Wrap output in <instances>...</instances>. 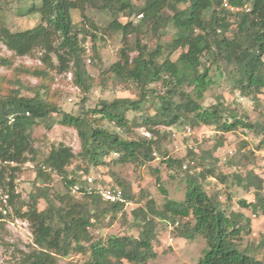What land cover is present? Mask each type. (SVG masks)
Returning <instances> with one entry per match:
<instances>
[{"label":"trees","instance_id":"16d2710c","mask_svg":"<svg viewBox=\"0 0 264 264\" xmlns=\"http://www.w3.org/2000/svg\"><path fill=\"white\" fill-rule=\"evenodd\" d=\"M24 1L29 5L20 9L18 14L38 15L40 23L19 32H11L0 23V43L14 57H26L34 50H40L44 54L41 62L48 68L50 56H55L58 72L69 73L73 83L86 91L90 88L91 79L84 69V44L87 40H102L104 35H120L118 59L109 67V72L120 82H132L139 88V98L101 101L97 105L93 113L99 114L114 128L129 132L131 124L127 114L141 111L149 97L147 86L162 82L165 78L170 83L165 93L156 97L154 115L144 121L150 137L138 135L132 140L92 123L85 115L61 113L38 94L26 97L17 90H0V163L14 164L12 167H2L0 176L4 178V174L8 173L6 200L14 208V217L28 223L32 235V245L27 252L20 253L21 264H58L59 258L66 259L71 253L85 257L83 264H148L157 257L153 249L157 220L171 224L181 222V226L174 229L179 237H200L206 241L207 248L196 264H263L239 249L238 241L244 230L242 215H227L218 199L204 191L202 182L214 175L212 167L198 173L196 178L187 175L183 202L166 200L157 210L154 202L149 200L145 203L144 211H132L135 216L142 215L138 237L109 236L105 240H93L90 230L94 223L106 217L113 220L126 207L102 201L93 188L88 192L85 183H81L74 174L70 175L67 168L77 158L87 167L105 165V160L114 154L117 155L115 164L151 163L163 138L158 130L151 127L171 128L182 121H187L193 129L216 126L226 134L240 128L254 130L261 136L260 144L264 145V124H248L234 114L231 121L226 123L223 121L226 108L222 103L205 109L198 102L212 83L210 67L200 72L203 56L212 59L213 64L220 62L224 65L244 98L255 99L263 94L264 0H228L232 7L248 9V12L237 13L223 8L222 0H145L140 6L131 0ZM180 4L186 7L180 9ZM87 6L111 14L112 20L103 27L100 38L96 34L98 28L84 14ZM165 10H169L170 14H165ZM71 11L80 13L78 23H73ZM120 16L126 19L125 23L120 21ZM142 26H146L153 35L159 31L165 34L170 26L176 31V38L165 46L157 45L149 49L141 41ZM233 26L232 35L226 36ZM131 37L135 39L133 44L130 43ZM177 51H180L178 58L172 61L170 57ZM1 65L7 67L9 63L4 59ZM38 75L46 76L41 71L33 72V76ZM183 87L191 88L192 94L186 93ZM52 114H60L58 124L76 132L80 151L75 154L64 145L52 148L36 166L34 190L28 200L19 201L14 193V175L22 165L36 162L29 129L46 121ZM220 146L222 143L217 148ZM162 162L168 167L182 165L180 161L171 159ZM87 167L84 173H87ZM52 175L60 177L64 194L48 195ZM234 179L244 189H254V201H240V206L252 208L264 217L261 179L252 171H248L245 177L234 174ZM156 182L160 184L159 179ZM74 187L77 190L73 191ZM120 189L124 199L129 202L133 200L124 186ZM159 190L163 195L167 194L161 186ZM71 191L81 194L82 200L76 199ZM39 200L46 202L45 209L41 211L37 209ZM4 218L0 212V221Z\"/></svg>","mask_w":264,"mask_h":264},{"label":"rangeland","instance_id":"374dc122","mask_svg":"<svg viewBox=\"0 0 264 264\" xmlns=\"http://www.w3.org/2000/svg\"><path fill=\"white\" fill-rule=\"evenodd\" d=\"M135 5H142L145 0H131ZM172 2L173 0H168ZM228 1V0H227ZM29 4L23 1L0 0V23L6 25L11 32H19L32 29L40 23L38 15L20 16L18 11ZM185 5L180 4L178 8L183 9ZM165 14H170L165 10ZM84 14L92 21L98 30L100 38L103 27L112 20L111 14L107 11H99L87 6ZM73 23H78L80 13L70 12ZM122 23L126 19L120 16ZM136 23V20H133ZM230 21H232L230 19ZM231 31L226 36H231ZM141 41L149 49L157 45L165 46L176 38V31L168 26L166 33L153 35L146 26H142ZM161 34V35H160ZM104 38L95 41L87 40L84 44L85 53L83 64L86 73L90 77L89 89L73 83L71 75L58 72L57 59L51 55L50 68L41 62L43 52L34 50L29 56L14 57L0 43V90H17L21 95L33 97L37 95L45 98L55 105L61 113L73 116L85 115L90 121L102 128L109 129L120 134L124 139H136L138 135L149 138L150 133L144 125L147 117L154 115L156 111L157 96L163 95L169 88V79L153 82L147 86L149 97L142 105L138 113L129 112L127 118L130 122V131L122 132L101 118L99 114L93 113L101 101L111 102L114 99L127 98L136 100L139 98V88L132 82H120L110 72L109 67L117 61L121 48L120 35H104ZM134 37L130 43H134ZM180 51L171 55L170 59L175 61ZM96 55V57H94ZM166 55V54H164ZM7 60L9 65L2 66L1 60ZM203 66L200 72L210 67L209 75L212 83L198 102L207 109L217 103H222L226 108L223 121L229 123L231 115L234 114L245 121V123L261 125L264 124V92L255 99L244 98L235 87L233 80L222 63L213 64V60L207 56L202 57ZM38 71L46 76H33ZM186 93L191 88L183 87ZM192 94V92H191ZM60 114H52L49 119L39 122L29 129V135L36 152L35 163L28 162L20 167L14 175V193L19 201H27L30 193L34 190L33 182L36 176L37 165L49 153L52 148L59 145L70 147L73 153L80 151L79 140L76 132L70 128L60 126ZM135 123V124H133ZM158 130L163 137L159 144V150L151 163L141 164L127 163L115 164L117 157L109 156L105 165L88 166L78 158L67 168L70 175L77 176L84 187L97 188L112 184L118 188L124 186L133 200L131 205L123 212L118 213L116 218L110 220L104 218L99 223H94L90 230L93 240L107 239L109 236H132L138 237L141 227V216H135L132 211L141 209L144 211L145 203L149 200L154 202V207L160 210L166 200L183 202L187 175L195 177L208 167L214 169V175L209 176L202 182L204 191L208 196H215L221 204L222 210L229 215L236 213L242 215V226L244 230L238 241L239 249L245 250L248 254L264 264V217L252 208H242L240 201L251 203L254 201V189L248 190L239 186L235 175L245 177L248 171H252L261 181V195L264 196V145L260 144L261 136L254 130L240 128L233 133H223L216 126H202L191 128L187 121L166 128L163 126L151 127ZM222 146L217 148V145ZM160 153V154H159ZM30 156V155H29ZM180 161L187 164V171L182 165L168 167L166 161ZM0 165V170L2 169ZM88 168L87 173L84 169ZM7 169V168H6ZM8 171V170H7ZM187 172V173H186ZM219 176V178H217ZM87 178L92 179L91 185ZM159 179L160 184H157ZM220 179H223L221 181ZM8 173L4 178L0 176V212L5 218L0 221V264H21L20 253L27 252L32 245V235L27 222L14 217L13 207L8 203L6 191ZM159 186L165 191L163 195ZM48 195H62L65 193L60 177L52 175V182L48 184ZM71 193L76 199L82 200L81 194ZM46 202L39 200L37 209H45ZM255 215V217H253ZM93 222V221H92ZM249 222V225L247 223ZM170 222L157 220L155 225V240L153 242L154 252L157 257L148 264H196L203 256L207 248L206 241L200 237L188 239L179 237L174 230L169 232ZM181 226L179 222L178 227ZM172 240V241H171ZM85 257L80 254L71 253L66 259L59 258L58 264H83ZM123 264H128L123 262Z\"/></svg>","mask_w":264,"mask_h":264},{"label":"built area","instance_id":"2783aa9c","mask_svg":"<svg viewBox=\"0 0 264 264\" xmlns=\"http://www.w3.org/2000/svg\"><path fill=\"white\" fill-rule=\"evenodd\" d=\"M222 6L223 8L227 9L228 11L230 12H234V13H237V12H241V11H246L248 12V9H246L244 7L243 8H240V7H232L228 4L227 0H222ZM114 157H117L116 154L113 155ZM0 165H2L3 167H6L7 165L9 166H14L13 163H0ZM189 168V166L187 164H183L182 165V169L184 171H187V169ZM84 180H87L89 182L88 186L91 185L92 183V179L91 178H87V179H84ZM77 190V187H74L73 191ZM91 191V187H88V192ZM94 191L97 195H99L102 199V201L104 202H107V203H115V204H122L124 205L125 207H128L131 205V203L129 201H127L126 199H124L123 197V194H122V191L120 188L112 185V184H109V185H106V186H98L97 188H94ZM253 217H255V215H253ZM179 225L178 222H175L174 224H169V232H173L174 229ZM172 241V240H171Z\"/></svg>","mask_w":264,"mask_h":264}]
</instances>
